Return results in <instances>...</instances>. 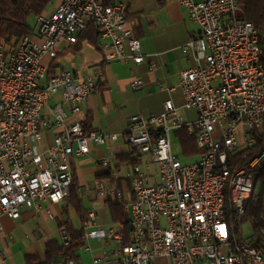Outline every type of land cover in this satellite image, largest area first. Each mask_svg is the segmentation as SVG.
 I'll list each match as a JSON object with an SVG mask.
<instances>
[{
  "label": "built area",
  "instance_id": "1",
  "mask_svg": "<svg viewBox=\"0 0 264 264\" xmlns=\"http://www.w3.org/2000/svg\"><path fill=\"white\" fill-rule=\"evenodd\" d=\"M179 4L200 29L181 46L194 64L178 72L183 107L195 109L196 118L186 121L171 99L164 101L160 113L129 118L124 138L137 155L149 158L144 168L133 163L126 172L130 199L117 182L94 181L95 195L116 200L127 220L100 223L94 209L85 212V243L97 239L106 247L92 253L90 246H82L91 252L92 264H157L159 259H171L170 264H235L222 229V174L231 154L254 143L252 130L264 128V67L257 62V29L241 14L238 0ZM36 22L32 35L0 48V231L2 218H19L22 207L37 210L42 202L64 201L71 193V158L89 153L91 144L118 138L87 129L80 120L66 122L81 111L96 82L64 69L48 76L43 58L55 59L60 42L75 43L92 23L98 28L97 47L104 62L144 60L123 0H58ZM141 83L135 79L132 87ZM54 94L60 100L49 108V121L42 109ZM50 128L55 129L52 141L41 149L40 140ZM181 128L194 134L200 150L189 163L171 145V135ZM263 158L264 150L238 168L232 189L237 217L254 189L251 168ZM150 163L157 167V180L151 183ZM46 213L54 217L49 208ZM241 241L246 258L264 264V230L256 243ZM64 264L77 263L70 258Z\"/></svg>",
  "mask_w": 264,
  "mask_h": 264
},
{
  "label": "crops",
  "instance_id": "2",
  "mask_svg": "<svg viewBox=\"0 0 264 264\" xmlns=\"http://www.w3.org/2000/svg\"><path fill=\"white\" fill-rule=\"evenodd\" d=\"M57 1L54 0V3ZM123 1L127 6V17L133 23L141 42V52L144 54L143 62L140 64H134L130 60L104 62L99 48L86 40L81 41L77 47L62 41L58 44V46L61 44L62 46L60 48L57 46V56L54 60L48 56L43 58V63L48 65L50 73L64 69L82 77L90 76L96 82V90L86 99L81 111L76 115H69L66 122L80 120L87 129L118 135L114 142H106L101 145L91 144L89 153L71 158L78 198L81 201L87 198L96 205L94 210H104L105 208L108 210L102 199L95 195L93 183L96 179L117 182L126 199L133 197L130 183L126 179V172L131 165L126 156L132 152V149L124 138L129 118L132 115L160 113L163 110L164 101L171 99L186 121L191 122L196 118L195 109L183 107V98L178 88V72L194 64L192 55L184 53L181 46L191 35L199 33V26L189 18L186 9L179 4V0ZM51 9L52 6L45 11ZM240 12L244 14L242 6ZM52 63L54 66H51ZM150 63H154L155 68L150 69ZM135 79L142 81L137 88L132 87ZM171 87H174V91L169 90ZM59 100L58 94L51 95L47 107L42 109V113L49 121L52 120L49 108ZM54 133V128L44 132L39 143L41 149L51 143ZM173 135L176 137L175 133ZM137 157L139 159L137 163H141V167L144 168L143 162L149 157L147 155H138ZM104 159L107 160L106 165L102 164ZM123 168H125V172L121 175L120 170ZM150 172L152 177L149 178V182L151 183L157 180V167L152 169L151 163ZM108 175L113 180H109ZM65 204V200L56 204L42 202L37 210L22 207L17 219L3 217V228L0 231V245L3 254L1 253L0 264H3L4 256L8 255L10 251L1 238L4 235L11 238L8 231L13 227H19L34 220L35 226L42 230L44 245L48 240H55L49 236L48 223L54 220L58 227V223L65 218L63 213ZM46 208L52 211L53 218L47 215ZM107 214H102L100 223L111 222L107 221L106 217V219L104 218ZM22 248L26 254H37L33 245L22 246ZM43 249L38 254L41 257Z\"/></svg>",
  "mask_w": 264,
  "mask_h": 264
},
{
  "label": "trees",
  "instance_id": "3",
  "mask_svg": "<svg viewBox=\"0 0 264 264\" xmlns=\"http://www.w3.org/2000/svg\"><path fill=\"white\" fill-rule=\"evenodd\" d=\"M243 8L244 16L251 21L257 29L259 43L263 48L261 61L264 67V0H238ZM50 0H0V46L13 45L20 41L23 37L32 35L33 31L29 25V18L36 17L50 7ZM129 25L133 31V35L138 38L133 23L129 20ZM98 28L92 23L81 33L78 40L73 43L76 47L81 41H89L97 46ZM54 60V59H53ZM55 63V61H53ZM52 63L51 66H54ZM52 72V71H51ZM53 73L48 72V76ZM97 87V86H96ZM254 135V143L243 149L237 150L230 155L231 163L237 166L244 165L247 161L254 158L262 150H264V128L252 130ZM175 135L179 141L182 152L185 156L197 155L200 150L195 143L193 133H188L186 129L181 128L175 131ZM138 155L132 150L126 157L129 163H137ZM73 169V168H72ZM254 189L250 197L244 202V213L237 217L233 209L230 208L229 197L226 195V218L231 230V237L236 230L239 232L240 223L245 221L249 224L252 231L248 240L249 243L260 241L264 230V158L251 168ZM109 180L113 178L108 175ZM120 182V180H118ZM108 207V215L111 222L126 223L127 214L122 206L111 197L101 198ZM63 213L65 218L58 223L61 229L63 242L57 240H48L43 249L42 257L38 254H26V264H64L67 259H74L77 264H81L79 249L85 244L82 231V222L85 217V208L82 201L78 198L77 184L75 174L73 172L71 193L65 199ZM74 210L79 218V226H75L68 216V209ZM236 224H235V223ZM241 239V238H240ZM242 240H244L242 238ZM67 242V243H65Z\"/></svg>",
  "mask_w": 264,
  "mask_h": 264
},
{
  "label": "rangeland",
  "instance_id": "4",
  "mask_svg": "<svg viewBox=\"0 0 264 264\" xmlns=\"http://www.w3.org/2000/svg\"><path fill=\"white\" fill-rule=\"evenodd\" d=\"M55 3H51L50 5L53 6ZM49 9V8H48ZM29 25L33 30L36 29L37 26V22H36V17H30L29 18ZM62 46L59 45L58 48H60ZM171 145H172V149L174 151L175 154H177V156L179 157V159L182 162H192L197 158V155H188L185 156L182 152L181 146L178 142V140L176 139V137L172 134L171 135ZM151 168L155 169L156 168V164L151 163ZM125 172V168L120 170V174L123 175ZM83 207L85 208V210H89V209H93L95 208L96 205L92 204V202H90L87 198H84L82 201ZM95 212L97 213V219L98 221L102 220V214L108 213L107 208H105L104 210H97L95 209ZM68 216L71 219L72 223L75 226H79V218L78 215L74 212V210L70 209L68 210ZM107 218V221H110V218H108V214L104 216V218ZM105 218V219H106ZM105 219H103L105 221ZM36 223L34 220H30L26 223H24L23 225L19 226V227H13L12 229H10L8 231V235L11 236V238L9 236L4 235L1 239L3 240V242L6 244V246L9 247V253L8 255L4 256V262L3 264H26L25 262V254L26 252L24 251L23 247H26L28 245H33L34 249L36 250L37 254H40L43 246H44V241H43V237H42V230L35 226ZM49 226V230H50V238L57 240L59 243L63 242V237H62V232L61 230L57 227L56 222L54 220H52L50 223H48ZM252 231L250 229V226L247 222L243 221L240 223V234L239 232H237L236 230L233 233V237L237 240H239L240 238H243L244 240H248V238L250 237ZM87 246L91 247V252L92 253H96L99 251H102L105 247L104 245V241H99L97 239H91L88 240L85 243ZM21 245V247H20ZM40 250V251H39ZM0 251L2 252V248L0 245ZM91 252H86L85 250H83V248L81 247L79 249V256L81 258V262L82 264H92V257H91ZM171 263V259H159L157 260V264H170ZM247 264H253V263H247Z\"/></svg>",
  "mask_w": 264,
  "mask_h": 264
},
{
  "label": "bare ground",
  "instance_id": "5",
  "mask_svg": "<svg viewBox=\"0 0 264 264\" xmlns=\"http://www.w3.org/2000/svg\"><path fill=\"white\" fill-rule=\"evenodd\" d=\"M256 46L258 47V52H257L258 65L263 66V63L261 61L262 54H263V48L259 43L258 32L256 35ZM2 93H3V85H0V96H2ZM251 160H253V158L250 159L249 161ZM232 163L231 161L227 163V167H225V171L222 174V185H221V204H222V211H223L222 229L225 232L226 239L228 240V246L231 251V254L235 256V264H247V263H251L250 258H246V251L244 249L241 239L237 240L231 237V234H230L231 230H230V226L228 225V221H227L226 213H225L226 212V208H225L226 195H228L229 197L230 208L233 209L232 189L234 185V179L238 175V168H241L244 166V165L237 166V164L235 165Z\"/></svg>",
  "mask_w": 264,
  "mask_h": 264
}]
</instances>
